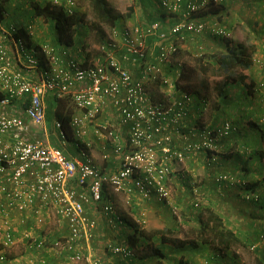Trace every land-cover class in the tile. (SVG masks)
Wrapping results in <instances>:
<instances>
[{
	"label": "built area",
	"instance_id": "obj_1",
	"mask_svg": "<svg viewBox=\"0 0 264 264\" xmlns=\"http://www.w3.org/2000/svg\"><path fill=\"white\" fill-rule=\"evenodd\" d=\"M52 1L67 13L75 12L78 6V0ZM224 1L160 0L162 12L177 17L168 30L158 20L146 25H114L94 63L66 51L58 55L45 44L42 67L35 46L28 48L14 36L16 26L8 31L0 25V239L5 248L17 242L14 215L40 214L50 208L67 225V235L53 240V248L67 253L68 264L84 260L105 264L104 257L85 252L100 225L99 217L87 205L98 207L107 226L119 230L121 212L106 193L124 194L127 205L140 209L135 219L142 226L146 219L141 201L156 198L172 202L171 175L184 167L188 158L198 159L206 149H218L219 144L208 129H194V137L190 129L176 134L178 119L194 116L196 110L188 107L194 103L192 94L176 89L172 66L169 72L167 63L181 48L179 42H192L206 33L220 39L234 38V31L219 14L202 16L210 6H221ZM152 37L162 41L149 46ZM202 49L199 46L197 54ZM253 62L262 63L261 57L254 56ZM50 93L70 99L67 124L71 136L66 134L64 120L56 116L52 129L62 141L74 143L75 156L47 136H27L33 126L48 132L46 98ZM231 127L225 121L220 130L226 133ZM174 136L183 142L173 146ZM96 144L102 147L103 164L92 157ZM106 162L111 166H103ZM232 178L221 172L217 181ZM38 220L41 223L44 219L38 216ZM260 236L264 241V231ZM108 250L121 257L134 256L133 248L125 243H109ZM5 258L1 253L0 260ZM31 264L48 263L41 257Z\"/></svg>",
	"mask_w": 264,
	"mask_h": 264
},
{
	"label": "trees",
	"instance_id": "obj_2",
	"mask_svg": "<svg viewBox=\"0 0 264 264\" xmlns=\"http://www.w3.org/2000/svg\"><path fill=\"white\" fill-rule=\"evenodd\" d=\"M10 2H13V0H0V25L7 21L10 16V11L8 10V4ZM92 6L94 15H97L101 22L103 21L112 26L119 25L117 23L119 14L114 12L108 5L107 0H92ZM22 9L23 8H19V10H21L19 15L14 14L16 11L12 12L14 20L20 21V19H22L23 23V20L28 18L44 17L48 19L49 22L53 23L52 31L54 36L53 39L50 40V42H52L51 47L53 51L58 55H64L66 51L67 54L70 55L68 48L74 46L72 37L75 32H79V28L84 22L83 15H78L76 10L73 13H67L62 5L53 4L52 0L35 2L33 8L26 13L23 12ZM133 11L134 7L130 5L126 13L131 14ZM217 11L220 10L218 8L212 9V13H216ZM223 15V12L219 13V17ZM154 18L151 22L157 19V17ZM136 25L143 24L137 23L133 26ZM207 35L212 36L211 40L215 38L212 34L206 33L202 37L194 39L192 42L183 43V45L189 46V48L187 47L185 50L194 57L193 68L186 62H180V65L173 64L178 69V73L177 71L174 73L175 87L180 91L184 90L192 94L194 103H189L188 107L190 106L196 110L194 116L188 114L184 119H178L176 134H181L185 131L188 132L190 129L192 131V137H194L193 133L195 132L193 131L208 129L211 132V136L217 138L216 142L219 144L218 149H206L204 153L198 155L199 160L190 158L191 164L193 163L192 165H196L202 162L201 159H204L203 162L206 166V176L203 177L202 181L204 184L202 185L201 183L200 187L194 185L190 193L186 194L185 197L187 205V201L194 196V206L196 210L187 209L185 211L182 209L184 211V221L153 230L145 229L144 226L140 225L135 219L134 212L138 213V207L132 208L130 211L128 210L129 214L121 213V223L118 224L119 229H130L132 231V234L126 237L129 243L125 242V244L132 247V245L140 244L143 240L150 243L153 242L154 239H157L161 245L151 244V247L146 249V251H141L139 255L134 253V256L130 258L123 259L119 256L121 258L118 259V255H115L118 261V263L116 262L115 264H189L184 257L185 248L200 251L203 250L202 246L204 245H208L212 249L219 251L218 255L213 254V256L208 257V262L220 263L217 259H219L222 253L236 251L241 246L248 245V240L241 237L236 230L231 228L226 223L225 218L213 205L209 203H200L199 206L195 205V198L197 197L195 193L198 192V194H200L203 187L209 186L210 182L211 187L209 190L213 193L215 192V195L219 196L220 199L235 196V199H241L242 197L245 200L248 196L253 195L251 197L252 206L256 209L264 210V198L258 192L260 186L264 184V172L263 175H261L263 182H261V179L252 181L250 177L256 175L255 173L257 171L249 166V164L255 160L260 161L262 165L264 164V122L261 121L262 114L259 115L257 111L253 112V109L248 107L250 101L257 96L259 89H256L258 86L257 81L254 77H251L250 72L254 65L253 56L256 51V44L254 39L249 36L245 40L240 39L234 44L227 39H223L226 42L225 51L210 53L206 52L209 43L207 44V42L204 41V36ZM14 36L16 39H22L28 48L35 46L38 52L40 49L42 52V46L32 44V40H30L31 35L27 28L16 25ZM148 40L149 44L150 42L158 43L162 41L160 37H152ZM199 46H203L201 52H198V54L192 52V48L197 50ZM181 50V48L178 49L176 56L179 55ZM40 54L38 55L41 59L40 66L43 67L45 66L46 59L43 52ZM85 60L88 61V59ZM195 78L198 80L197 87H195L192 82ZM213 79L216 80L214 89L219 96L211 111L212 122L209 126L200 127L197 124L199 118L206 110V102L204 99H207L206 91L210 90L211 81H213ZM240 85L242 86L241 94L234 96L232 89ZM2 96L3 93L0 90V98ZM51 98L52 99L49 98L50 107H48L50 111L48 110V113L50 112V116L48 117H51V107L53 106L54 115L64 120V129H66L67 136L70 137L71 131L67 124L70 120L69 113L71 112L68 108L70 106V99L68 97H59L56 93ZM222 117L224 120L220 122ZM225 121H229L232 125L230 130L226 133L220 130L222 123ZM182 125L185 127H181ZM176 137L174 136L170 143L173 146H177L179 144L178 141L183 142L182 138L178 139ZM239 153H242V156H240ZM213 157L216 158L217 162L212 160ZM208 160L212 161L208 162ZM221 160L223 162L233 161L236 168L241 171V177L245 180L242 181V183H236V185L239 186L235 189V192L232 193L233 196H228L229 191L228 193L225 191V184L216 181L217 177L215 181L209 180L213 173V168L216 166L215 163L217 164ZM262 165H260V167L264 170V165ZM104 166L109 167L111 163L106 162ZM175 175H177V173L171 175L172 179L175 178ZM178 181H183L182 175L178 176ZM171 182L172 180L170 183ZM106 195L108 199L113 200L112 195H108V193H106ZM162 203L173 213L179 208L175 202L167 203L163 201ZM234 203H236V201H234ZM236 207H238V215L244 221L245 218L242 217L246 207L244 202H237ZM183 225L186 227H183ZM64 230L65 232H63V234L66 236L68 233L66 226ZM59 238L61 237L59 236ZM2 246L4 247V245ZM110 254L112 253L110 252ZM112 256L113 255H110L109 258Z\"/></svg>",
	"mask_w": 264,
	"mask_h": 264
},
{
	"label": "rangeland",
	"instance_id": "obj_3",
	"mask_svg": "<svg viewBox=\"0 0 264 264\" xmlns=\"http://www.w3.org/2000/svg\"><path fill=\"white\" fill-rule=\"evenodd\" d=\"M42 1L46 2L49 0H21V3L18 2L19 3L18 7L20 9L23 8L22 9L23 12L26 13L30 9L33 8V5L35 2H42ZM242 1L243 0H241V2ZM107 2H108V5L114 10V12L119 14V19L117 20V23L121 26H133L137 23L139 24L142 23L143 25H146L147 23L151 22V20H153L154 17H157L158 19L162 20V24L164 26L166 25V23L171 24L172 22L174 23L177 20V17L176 18L171 17V16L167 17V15L162 12V8L160 6L159 0H107ZM233 2L234 0L232 1L225 0L224 4L221 6H210L209 9L206 10L202 14V16H205L209 13L212 16V15L219 14V12H223L224 15L221 16L220 19H222V22L227 25L229 21V17H231L230 14H232L231 12L237 13L240 11L243 13L242 20L244 21V23L238 22L237 24H234V26L232 25V23H228L230 24V26L229 25L228 26L236 34L237 36L236 39L239 38V39L245 40L249 36L253 38L254 41H257V43L255 42L257 45V50H258L256 52H257V55L261 57L262 63H259V64L256 63V65H253L250 72L252 76L254 77V79L257 81L258 86L256 87V89L258 88L259 89H258L257 96L254 97L250 101V104L248 105V107L253 109V112L257 111L260 115V114H263L264 112V0H244V7H246L245 11L247 14L244 13L245 11H241V8H242L241 6L237 7L236 3L233 4ZM235 2H237V0H235ZM77 5L78 6H77L76 11L78 15H83L84 22L80 26L79 32H75V34L72 37L74 46H71L70 48H68V50H69L70 56H76L81 60L88 59L87 61L88 63H94L101 56L100 45L103 42L104 38L108 36V33L110 32L112 28V25L104 23L103 21L101 22L98 19V16L94 15L92 0H78ZM130 5H133L134 11L131 14H127L126 12L128 11V7ZM217 8L220 11H217L216 13H212V9H217ZM230 9H232V11ZM19 13H21V10L15 12L14 14L19 15ZM9 14L10 16L8 20L2 23V25L8 31H12L11 26L13 24L17 25L19 21L16 19L14 20L13 13H11V11L9 12ZM36 19H37L36 20L37 22H34L33 27L30 28L31 30L30 40H32V44L39 45V46H43L44 44H49L51 46L52 42H50V40L53 39V36H54L53 31H52L53 23L49 22V20L44 17H38ZM33 20H35V18H33ZM24 28H26V26H24ZM24 30L27 31L26 29ZM251 32H253L254 35L251 34ZM212 41H213V44L208 45V49H206V52L213 53V52H216V50L220 51L221 48H225V43H224L225 40L215 37L212 39ZM179 44L182 49L181 52L179 53L178 56L173 57V60L171 63H167V70H169L170 72L171 66H172V73H175V71H177L176 66L174 67V65H176L174 64L176 61H179L182 63L186 62V63H189L190 67L192 68L194 67V61H193L194 57L191 56L185 50L187 49L185 48L186 45H183L182 42H179ZM149 46L154 47V42L149 44ZM192 49H193L192 52L197 53V50H195L194 48ZM42 52L40 49L39 54ZM154 52L156 54L157 50H155ZM43 53L45 55V52ZM164 65H166V63H164ZM172 76H173L172 78L175 77V75H172ZM192 82H193V85L197 87L198 80L195 78ZM215 84H216V80L213 79V81H211L210 90L206 91L207 99H204L206 102V110L199 118V122L197 124L200 127L209 126V124L212 122L211 111L214 107V103L217 101L216 99L219 96L217 94V91L214 89ZM241 91L242 90L240 87H235L234 89H232V93L234 96L237 94L240 95ZM54 94L55 93H50L46 98V103H47V106L49 107H50L49 98L52 99L51 97H53ZM49 107H48V110H49ZM242 109H245V108H242ZM51 111L54 112L53 106L51 107ZM48 116H50V112L48 113ZM220 120L223 121L224 120L223 117ZM101 155H102V152H101ZM239 155L242 156V153H239ZM190 160H191L190 158L187 159V164L184 167L182 166L179 167L177 165L176 171L179 167L178 171L176 172L177 175H175V178L172 179V182L170 183L171 188H172V202H175L179 207L177 208L175 213L169 211V208H167V206H165L164 203L160 202L156 198H152V199L140 202L139 206L141 208H145L144 209L145 211L144 218L146 219V223L144 224L145 229L153 230L156 228H162V227L169 226V225H175L181 221H184L183 220L184 211L182 209H184L185 211L187 209L196 210L195 209L196 207L194 206V197L192 196L187 201V205H186L185 197H186V194L190 193V190L194 185L200 187V184L203 181V177L206 176L205 175L206 166H205V163L203 162L204 159H201L202 162L196 165H192L193 163L191 164ZM225 163L227 164L228 162H225ZM252 163H255V167L252 169L257 171L254 177H257V179L260 180L261 175H263V171L261 167L256 164L255 161H253ZM231 167H233V165H231ZM183 169H185L184 173L181 172ZM236 169L237 168H235V170ZM229 174L233 178L230 180H224L223 184L229 183V182L242 183L237 180V177L233 170L232 172H229ZM179 175L183 176L182 182L178 181ZM203 184L204 183H202V185ZM210 187H211V182L209 186L206 188V191H209ZM108 191L110 192L111 189H109ZM210 192L211 194H213L212 191ZM111 195L113 196L115 205L119 207L118 209L121 210L124 214H127V213L129 214L128 210L130 211L132 210V208L129 205H127L125 201L126 200L125 195L124 194L115 195L113 193H111ZM196 196L197 197L195 198V201H199L200 203L207 204V203L215 201V203H213L215 206L216 205L221 206V205H226V204L227 206L233 205L232 200L230 198H226V199L215 198L214 196H210L208 192H203V190L200 194ZM251 197L252 196H248L245 200L242 199V201L245 202V205L249 204L250 209L254 210L256 208L252 206ZM96 210L98 211L99 208ZM220 210H222V208ZM256 212H255V215L253 216L254 220H248L247 221L248 223L243 225L244 227H247V229H249V231H252L253 233L255 230L258 233L261 229H263L262 232L264 231V217L259 216V212L258 213ZM263 212L264 211L261 210V214ZM136 214L137 213L135 212V216ZM14 217L15 215L13 216L12 220L14 223V228H15V233H16L17 224H16V218ZM53 222L54 220L52 218V223L47 224L46 227L43 226V228L42 226H37V224L31 223V226L35 227V229L37 228V231L27 227L23 229L25 231L23 232L24 234L29 233V232L33 233L31 234L33 236L27 237V239H30L31 241H35V238H37L36 241H39L40 239H42L44 247H54L53 240H55L59 236L61 238L65 237L64 234H61L65 232L64 230L65 226L62 228V230L60 228L54 229V227H51V226H54V225L59 226L60 223L57 217L55 218V223ZM239 223L241 224L242 222H239ZM48 226H50V229L48 228ZM183 227H186V226L183 225ZM121 231L123 233H120ZM16 235H17L16 236L17 242L9 248H4L1 244V239H0V254L4 253L6 256L5 260H0V264H11L10 260L23 255L21 253H25L24 251L25 247L21 246L22 242L19 241V238L22 237V235L21 233H20V236L17 233ZM119 236L121 238L124 236L127 237L124 229L122 230L119 229V231L116 232V230H113L110 226H107L106 224L104 225V223H101L97 229V232L93 238L94 240L91 245H93V249L96 250L98 249V243L100 247H102L101 245L104 244L103 241H106L109 244V243H112L113 241L115 242L116 238H118ZM248 239L249 238H247L246 240ZM155 240L156 239H154L153 242H150V243L147 242L146 240H143L138 245H132L134 253H136V255H139L141 251H146V249L150 248L151 244L157 245L159 242H156ZM123 242H128V241L127 239H125ZM95 243H97V245H94ZM252 244L253 242L248 241V245L241 246L236 251H231V255L227 256V258L223 260L226 261L227 264H229L230 262L233 264H264V241L263 239L260 238L259 241L256 243V246L252 247ZM34 247L35 246L31 247L30 249H34ZM102 249L106 252L107 255H110V251L108 250V247L104 246L102 247ZM85 251L88 253L89 250H85ZM98 256H102V255H98ZM122 258L124 259V258H129V257H122ZM82 263H89V262L87 260H84ZM206 264H209V263H206ZM212 264H215V263H212Z\"/></svg>",
	"mask_w": 264,
	"mask_h": 264
},
{
	"label": "crops",
	"instance_id": "obj_4",
	"mask_svg": "<svg viewBox=\"0 0 264 264\" xmlns=\"http://www.w3.org/2000/svg\"><path fill=\"white\" fill-rule=\"evenodd\" d=\"M18 2L21 3V0H19V1L18 0H13V2H10L8 4V10L11 11V13L14 12V11H16V12L19 11V7H18L19 3ZM235 3H236V6L237 7L238 6H241L243 8V9L241 8V11H245L246 10V7H244V0L242 2H241V0H237V2H235V0H234L233 4H235ZM230 10L232 11V9H230ZM231 13H232V14H230L231 17L228 16L229 17L228 23H232L233 26H234V24H237L238 22L244 23V21L242 20V16H243V13L242 12L239 11L237 13H233V12H231ZM244 13H246V11ZM36 20H37L36 18H35V20L28 18V19H24L23 20V23H22V19H20V21L17 23V25L18 26H22V27L26 26V28L29 30V32H31L30 28L33 27V23L34 22H37ZM156 20H159L160 22H162L158 18ZM228 23H227V25L230 26V24H228ZM172 25H173V22L171 24L166 23V25L163 28L169 29ZM251 34L254 35L253 32H251ZM238 36H239V34H238ZM211 37L212 36H209V35L204 36V41L207 42V44L209 43L208 45L213 44V41L211 40ZM236 37L237 36L234 33V38L228 39V41H230L232 44H234V43H236L237 41L240 40L239 38L236 39ZM255 42L257 43V41H255ZM224 43H225V48H221L220 51L217 50L216 53H218V52H224L225 51V49H226V42H224ZM256 51H258L257 50V45H256ZM256 51H255V55L254 56L257 55V52ZM254 65H256V64H254ZM251 77H253L252 74H251ZM239 87L241 88L242 86L240 85ZM54 118H55V116H54V112L53 111H52L51 117H48V106H47V126H48V132L45 133L41 127L39 128V127L33 126V129H30L29 130V132L27 133V136L29 138H36V137H39V136L45 138V136H47V138L53 144H57V145H59V144L62 145L63 144L65 146L64 150L69 155L75 156L77 154V149H76L74 143L71 142V141H68V142L67 141H62V139H60L59 136H58V131L57 130H54L53 131V129H52V123H53V119ZM221 121L222 120H220V122ZM99 145L100 144H96L95 145V147L92 149V153L91 154H92V157H93V159H94L95 162H97L99 164H103V159L101 158L102 147L99 146ZM225 162H228V163L226 164ZM255 162L259 166L262 165V163L260 161L255 160ZM215 165L216 166L213 168V173L211 174L209 180H211V181L214 180L215 181L216 180V177L221 172H228L229 173V172H232V170H233L235 172V175H236L237 180L239 182L245 181L241 177L242 176L241 175L242 174L241 171L238 170V169L235 170L236 167H235V163L233 161L232 162L231 161H224L223 162L221 160L217 164L215 163ZM231 165H233V167H231ZM249 166L251 168H254L255 167V163H250ZM262 171L264 172V170H262ZM254 176L255 175H252V177H250V179L252 181L257 180V177H254ZM260 179H261V182H263L262 181V177ZM238 186L239 185H236V183H233V182L225 183V191L227 193L229 191V195L228 196L232 195V193L235 192V189L238 188ZM207 187H203V192H208L210 194V196H214L215 198H219V196L215 195V192L213 194H211L210 190L209 191H206V188ZM258 192L264 198V184H262L260 186ZM241 196H243V195H241ZM250 196H253V195H250ZM211 199H213V198H211ZM230 199L232 200V203H233L232 206H230V205L227 206V204L226 205H221V206H218V205L215 206L213 204V203H215L214 200H213L214 202H210L209 204L210 205H214V207L216 208V210L225 218L226 223L231 228H233L234 230H236L237 233L241 237H243L245 239L249 238L250 240L248 239V241L249 242H253L252 245L253 246H256V243L261 238L260 235H261L263 229H261L259 231V233L256 230L253 233L252 231H249V229H247V227H244L243 225L247 224L248 223L247 222L248 220H254L253 216L255 215V212L256 211H257L256 213L259 212V216H262V217H264V212L261 214V210L260 209L251 210L250 207H249V204H246L245 205L246 206L245 207V210L243 211L244 214L242 213L243 214L242 217L245 218L244 221H243L241 219V217L238 215V207H236L237 202H240L241 201V203H243V201H242L243 198L241 197V199H239L240 201L238 199H235V196L234 197H231ZM234 201H236V203H234ZM244 204H245V202H244ZM87 208H88V210L91 213H93L96 216H98L99 219L102 218V219H100V224L101 223H104V225H105L107 223V221H105V217H101L102 214L99 211L96 210V209H98V207H96V209H95V208L91 207L90 205H87ZM221 208H222V210H220ZM139 210L140 209L138 208V211H137L138 213L136 215H138L140 213ZM119 211L121 213H123L121 210H119ZM262 211H264V210H262ZM38 216H42L43 217V219H44L43 222H41V223L38 222L39 221L38 220ZM14 218H16V224H17L16 225V233L19 234V236H20V233L22 235V237L19 238V241L22 242L21 246H24L25 247V249H24L25 253H21L23 255H21L19 257H16V258H14L12 260H10L11 261V264H31V263L37 262L41 257L46 258L48 264H68V261H67V253L59 252L58 250H55L53 247H44L43 244H40L41 242L43 243V240L42 239H40L39 241H36L37 238H35V241H31L30 239H27L26 234H24L25 231L23 229L24 228H27V227H29L30 229H34V230L37 231V228L35 229V227L31 226V223L37 224V226H42V228H43V226L46 227L47 224L52 223V218L54 220L53 223H55L56 215L53 212V210H51L50 208L49 209H45L40 214L39 213L37 214L35 212H32V213H28V212L17 213ZM58 221H59V219H58ZM239 222H242L243 224L242 223L240 224ZM59 223H60L59 226L54 225V226H51V227H54V229H59L60 228L62 230V228L64 226H66V229H67L66 223L60 222V221H59ZM48 228L50 229V226H48ZM117 231H119V230H116V232ZM30 233L33 234L32 232H30ZM120 233H123V232L121 231ZM125 233H126V235H129V234H132V231L130 229H126L125 230ZM61 234H63V233H61ZM124 237L121 238L119 236L118 238H116L115 242L113 241L112 243L124 244L125 242H123V241L126 239V237L125 238ZM93 240L89 244L85 245V250H89L88 253L94 254L95 256L102 255V257H104V259H105L106 264H108V263L109 264H115L116 262L118 263L117 258L120 259L121 257H119V256L117 257V256H115L113 254H110V255H113V256L109 258L110 255H107L106 252L102 249V247H104V246L108 247V243L106 241H103L104 244L101 243L102 244L101 245L102 247H100V245L98 243V249L94 250L93 249V245H91L92 242H93ZM155 241L156 242H159L157 239ZM100 242H102V241H100ZM94 245H97V243H95ZM158 245H161V244L158 243ZM33 246H35L34 249H30ZM202 247H203V250H200V251L199 250H189V248H185L184 257H185V260L187 261V263H189V264H206V263L212 264V263H214V262H210V261L208 262L207 259H208V257L213 256V254H217L218 255L219 254V251L214 250V249H211L210 246H208V245H204ZM230 255H231V251L225 252L224 254L222 253V255L219 256V259H217V261L218 262H221L223 259H226L227 256H230ZM231 258H232V256H231ZM82 262L83 261H81V262H79L77 264H89V263H82ZM215 264H227V262L223 260L221 263H215ZM229 264H233V263L230 262Z\"/></svg>",
	"mask_w": 264,
	"mask_h": 264
},
{
	"label": "clouds",
	"instance_id": "obj_5",
	"mask_svg": "<svg viewBox=\"0 0 264 264\" xmlns=\"http://www.w3.org/2000/svg\"><path fill=\"white\" fill-rule=\"evenodd\" d=\"M159 2H160V0H159ZM160 6H161V2H160ZM159 21V20H158ZM13 25H15V24H13ZM16 26V25H15ZM163 27H164V25H163ZM165 29V28H164ZM166 30H168V29H166ZM45 45V44H44ZM186 48V47H185ZM255 55V54H254ZM176 56V55H175ZM173 60V59H172ZM179 61H176L174 64H176L177 65V63H178ZM264 113V112H263ZM263 115V114H262Z\"/></svg>",
	"mask_w": 264,
	"mask_h": 264
}]
</instances>
